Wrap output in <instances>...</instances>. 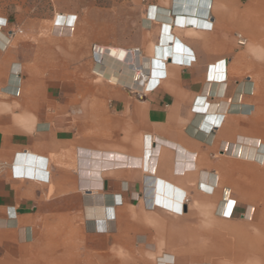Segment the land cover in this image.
Instances as JSON below:
<instances>
[{
    "label": "crops",
    "instance_id": "crops-1",
    "mask_svg": "<svg viewBox=\"0 0 264 264\" xmlns=\"http://www.w3.org/2000/svg\"><path fill=\"white\" fill-rule=\"evenodd\" d=\"M59 2L0 0L1 264L116 260L127 242L158 264L200 263L175 253L187 221L248 219L249 171L264 167V0H145L143 17L121 0L130 32L115 39L107 8L96 33L90 0L82 28ZM95 41L137 48L146 91L95 83L76 59Z\"/></svg>",
    "mask_w": 264,
    "mask_h": 264
},
{
    "label": "rangeland",
    "instance_id": "rangeland-1",
    "mask_svg": "<svg viewBox=\"0 0 264 264\" xmlns=\"http://www.w3.org/2000/svg\"><path fill=\"white\" fill-rule=\"evenodd\" d=\"M59 3H65V6L72 7L75 14L78 15L76 20V27H83V2L82 0H60ZM88 1V0H87ZM121 0H90L91 5V18L95 21V25H92V30L96 33L99 32V27L97 25L99 18V7L102 9L107 8L106 13L103 12V19L108 20V27L101 30L107 32L112 39L127 35L130 29L126 26V20L130 19V12L126 10L129 4H118L117 2ZM126 2L127 0H122ZM140 7V17L142 10V4L145 0H138ZM67 4V5H66ZM32 5V4H30ZM60 5V4H59ZM87 6H89L87 4ZM123 10H121V8ZM64 12L61 9L57 12ZM117 24V26H116ZM96 43H91L88 45L87 51L76 52V59H82L83 55L85 58L89 59L91 62L90 76L95 83L99 81H107L103 78L98 77L93 69L94 63L97 59V54H94V45H101L97 41ZM103 45V44H102ZM104 45H114L107 43ZM135 46H129L127 48H133ZM262 47H264V36H262ZM141 51L144 54L148 53V45L142 44ZM76 64H79L76 62ZM86 70V69H85ZM88 70V69H87ZM86 70V71H87ZM76 72L82 76L84 69L82 67L76 68ZM133 86L138 87L137 82L133 83ZM250 174L255 175L256 179L251 183L250 189V204L254 207L250 218L245 217H235L233 219L225 218H202V220L187 221L186 227V243L179 246L177 252L178 254L185 255L190 258L191 262H207L208 264H262V257L259 256L260 248H264V243H259L264 240V167L262 171H254L253 169L249 171ZM243 191V190H241ZM262 225V233L260 226ZM72 238V237H71ZM79 238V237H76ZM227 242V243H225ZM241 242V244H238ZM227 244V246H226ZM240 245V246H239ZM246 246L247 250L244 251V255L241 257H235L232 254L236 248ZM69 256L74 257L75 255H80L83 248L81 245L69 244L68 246ZM231 251L230 254L224 255L226 248ZM108 255L115 254L114 246H108L106 250ZM118 259H75L69 258L64 260H52V259H24L22 261H17L20 264H158L157 255L148 253L137 245L131 243H126L123 245L122 249L117 250ZM161 253H158V255ZM235 257V258H234ZM264 257V255H263ZM233 260V261H232ZM1 264V262H0Z\"/></svg>",
    "mask_w": 264,
    "mask_h": 264
},
{
    "label": "bare ground",
    "instance_id": "bare-ground-1",
    "mask_svg": "<svg viewBox=\"0 0 264 264\" xmlns=\"http://www.w3.org/2000/svg\"><path fill=\"white\" fill-rule=\"evenodd\" d=\"M158 11L163 12V13L167 12L166 10H162V9H159ZM183 16L185 17V15ZM187 17H189L188 21H192V22L195 21L194 19L196 18V17H191V16H186V18ZM93 51L97 54V60H96L97 64L93 70L95 74L99 75L100 77H106L108 80L125 84L127 85V87L129 86L130 88L133 86L134 82H137L139 80L137 82L138 89L142 91H146L148 86H145L144 89H142L144 85L143 82L146 80L150 81L152 77H149L147 75L145 66L143 64V56L141 55V53L138 51L137 48L136 49H126V48L116 47L112 45L111 46L95 45ZM228 200L229 202L225 200L223 201L222 206H219V208L217 207L219 213H221V216H225V215L229 216L231 213L230 211H231L232 203L234 201L232 199H228ZM260 229L262 233V225L260 226ZM260 238L261 240L258 242L263 244L264 240H262V235L260 236ZM238 244H241V242H238ZM245 250H247V247L244 245L242 247L236 248V250L233 251L231 255L234 254L235 257H241L244 255ZM230 252L231 251L227 247L226 250L224 251V255H228L230 254ZM263 255H264V248L262 247V249L260 248V253H259V256L262 257V264H264ZM161 258L162 260L160 261V264H168L166 263V261L163 260L164 257H161ZM166 260H169V258H167ZM172 263L177 264L174 262ZM185 264H208V263L207 262H200V263H188L187 262Z\"/></svg>",
    "mask_w": 264,
    "mask_h": 264
},
{
    "label": "built area",
    "instance_id": "built-area-1",
    "mask_svg": "<svg viewBox=\"0 0 264 264\" xmlns=\"http://www.w3.org/2000/svg\"><path fill=\"white\" fill-rule=\"evenodd\" d=\"M17 30L16 29H11V30H9L8 31V33H7V37L9 38V39H11L12 38V36L14 35V33L16 32ZM238 42L239 43H243V40H238ZM94 47V46H93ZM94 52V51H93ZM94 54H96L95 52H94ZM137 93V92H136Z\"/></svg>",
    "mask_w": 264,
    "mask_h": 264
}]
</instances>
